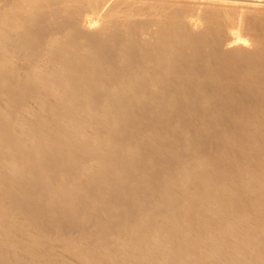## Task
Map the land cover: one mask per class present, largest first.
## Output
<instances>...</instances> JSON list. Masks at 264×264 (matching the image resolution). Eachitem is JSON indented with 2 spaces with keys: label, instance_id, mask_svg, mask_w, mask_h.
<instances>
[{
  "label": "bare ground",
  "instance_id": "6f19581e",
  "mask_svg": "<svg viewBox=\"0 0 264 264\" xmlns=\"http://www.w3.org/2000/svg\"><path fill=\"white\" fill-rule=\"evenodd\" d=\"M0 264H264V0H0Z\"/></svg>",
  "mask_w": 264,
  "mask_h": 264
}]
</instances>
